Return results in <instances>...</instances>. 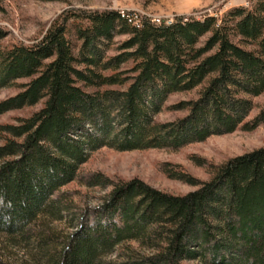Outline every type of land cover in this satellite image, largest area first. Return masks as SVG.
I'll list each match as a JSON object with an SVG mask.
<instances>
[{
	"label": "trees",
	"instance_id": "obj_1",
	"mask_svg": "<svg viewBox=\"0 0 264 264\" xmlns=\"http://www.w3.org/2000/svg\"><path fill=\"white\" fill-rule=\"evenodd\" d=\"M5 34L0 26V87L26 80L0 99V113L42 102L0 124V233L9 238L62 217L53 194L97 147L176 148L264 123V108L241 123L264 90V0L138 25L114 8L70 7L29 43L2 44ZM202 81L184 116L153 119L168 93ZM164 171L195 187L175 194L91 175L87 183L110 188L58 238L48 264H264V145L211 164L207 179Z\"/></svg>",
	"mask_w": 264,
	"mask_h": 264
},
{
	"label": "rangeland",
	"instance_id": "obj_2",
	"mask_svg": "<svg viewBox=\"0 0 264 264\" xmlns=\"http://www.w3.org/2000/svg\"><path fill=\"white\" fill-rule=\"evenodd\" d=\"M0 26L6 34L2 44L12 42L29 43L39 37L51 21L63 8L79 7L83 9L114 8L120 14L124 11L139 18L147 17L166 19L175 14H191L200 17L203 14H220L234 5L247 6L250 0H0ZM133 18V17H132ZM169 22L171 20H168ZM155 22V21H154ZM161 22V21H160ZM163 22V21H162ZM158 23V22H157ZM207 36L199 38L197 44ZM125 35L114 36L119 41ZM114 44L107 54L114 53ZM129 62L124 66H128ZM26 78H19L13 84L0 87V99L14 94L18 84ZM203 81L196 86L168 93L154 115L157 122L173 121L187 113L184 103L194 99ZM124 85H122L123 87ZM41 101L8 109L0 113V124L16 123L17 119L27 116L38 109ZM264 108V90L251 97V108L241 123L250 121ZM4 136V133L0 135ZM2 138L0 137V143ZM264 145V123L253 127L238 125L225 133L209 134L201 140L191 141L176 148L147 147L138 149L116 150L100 146L92 150L88 157L78 166L76 176L60 186L53 196L59 197L65 210L61 218L43 217L35 227L37 236L29 238H9L0 233V260L5 264H48V257L54 254L59 237L70 232L81 216L89 217L91 209L96 206L109 190V186L90 185L88 179L94 173H101L111 180H125L138 177L146 183L170 192L184 193L195 186L180 179L168 176L164 169L173 168L189 173L198 179H207L210 165L217 164L227 157ZM35 234V235H36ZM45 237L41 242L39 237ZM135 245L134 242H131ZM110 258L113 255L109 256ZM194 261H186L192 264Z\"/></svg>",
	"mask_w": 264,
	"mask_h": 264
},
{
	"label": "built area",
	"instance_id": "obj_3",
	"mask_svg": "<svg viewBox=\"0 0 264 264\" xmlns=\"http://www.w3.org/2000/svg\"><path fill=\"white\" fill-rule=\"evenodd\" d=\"M125 13L127 14V16L133 17L136 21H139V23H140L141 18H139L138 16H133V13H131V12L124 11V14ZM168 20H172V18H166V19H161V20H159L158 18H152L151 19V21H165V23H167Z\"/></svg>",
	"mask_w": 264,
	"mask_h": 264
},
{
	"label": "bare ground",
	"instance_id": "obj_4",
	"mask_svg": "<svg viewBox=\"0 0 264 264\" xmlns=\"http://www.w3.org/2000/svg\"><path fill=\"white\" fill-rule=\"evenodd\" d=\"M129 20L130 21H132V23L134 24V25H138L139 24V21H136L134 18H132V17H129ZM154 22V21H153ZM155 22H160V21H155ZM163 22H165V21H163ZM169 21H167V23H168Z\"/></svg>",
	"mask_w": 264,
	"mask_h": 264
}]
</instances>
